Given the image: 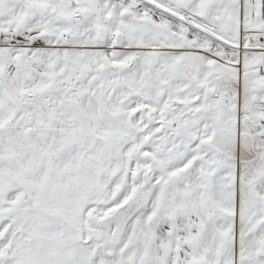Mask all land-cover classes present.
Masks as SVG:
<instances>
[{"label": "snow or ice", "instance_id": "6c2138e0", "mask_svg": "<svg viewBox=\"0 0 264 264\" xmlns=\"http://www.w3.org/2000/svg\"><path fill=\"white\" fill-rule=\"evenodd\" d=\"M0 264H264V0H0Z\"/></svg>", "mask_w": 264, "mask_h": 264}]
</instances>
